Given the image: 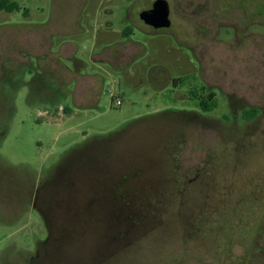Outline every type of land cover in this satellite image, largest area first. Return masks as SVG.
I'll return each instance as SVG.
<instances>
[{
  "label": "rangeland",
  "instance_id": "obj_1",
  "mask_svg": "<svg viewBox=\"0 0 264 264\" xmlns=\"http://www.w3.org/2000/svg\"><path fill=\"white\" fill-rule=\"evenodd\" d=\"M11 1L0 264H264V0H165L158 32L156 0Z\"/></svg>",
  "mask_w": 264,
  "mask_h": 264
},
{
  "label": "crops",
  "instance_id": "obj_2",
  "mask_svg": "<svg viewBox=\"0 0 264 264\" xmlns=\"http://www.w3.org/2000/svg\"><path fill=\"white\" fill-rule=\"evenodd\" d=\"M92 27H95L96 25V21L92 22ZM127 30V29H126ZM126 30H124L122 32V36L127 39V43H119V44H115L113 46H109V47H104V49L102 50L101 54L98 55H94L92 54V62L93 63H104V62H112L111 60L108 59L109 56H112V54L117 53L118 54V58L122 59L124 58V56L129 53L132 49L133 51L135 50V48L137 47V44H133L131 42V45H129L130 41H129V36H127L128 32H125ZM129 35V34H128ZM94 43V41H93ZM22 47L24 50L28 51V52H33V48L31 49V46L29 43H27L26 41H21ZM42 46L41 44V39H38V43L36 44V47L38 46V51L39 53L42 52V50H39V46ZM131 46V47H130ZM35 47V49H36ZM67 47L73 49L75 48L74 44H67V43H63L61 44V50H65ZM134 47V48H133ZM129 51V52H128ZM37 50L34 52V54H36ZM70 56V55H69ZM67 59H69L70 61L74 62L73 57H67ZM113 63V62H112ZM64 74L65 76L68 78L70 76V71L67 69V67L64 68Z\"/></svg>",
  "mask_w": 264,
  "mask_h": 264
},
{
  "label": "water",
  "instance_id": "obj_3",
  "mask_svg": "<svg viewBox=\"0 0 264 264\" xmlns=\"http://www.w3.org/2000/svg\"><path fill=\"white\" fill-rule=\"evenodd\" d=\"M139 20L158 32L170 27L169 8L165 0H156L150 9L139 13Z\"/></svg>",
  "mask_w": 264,
  "mask_h": 264
},
{
  "label": "trees",
  "instance_id": "obj_4",
  "mask_svg": "<svg viewBox=\"0 0 264 264\" xmlns=\"http://www.w3.org/2000/svg\"><path fill=\"white\" fill-rule=\"evenodd\" d=\"M18 5L11 0H0V10L5 12H13L18 10ZM176 83V82H175ZM215 96H191V99L196 103L197 107L200 108L201 111L207 112L215 108L216 101L214 99ZM258 114V110L249 109L245 110L242 113V117L245 120H251Z\"/></svg>",
  "mask_w": 264,
  "mask_h": 264
},
{
  "label": "flooded vegetation",
  "instance_id": "obj_5",
  "mask_svg": "<svg viewBox=\"0 0 264 264\" xmlns=\"http://www.w3.org/2000/svg\"><path fill=\"white\" fill-rule=\"evenodd\" d=\"M200 89H201V91H202V92H201V96H215L214 93H208V94H205V93L203 92V90H205L203 86H201Z\"/></svg>",
  "mask_w": 264,
  "mask_h": 264
}]
</instances>
